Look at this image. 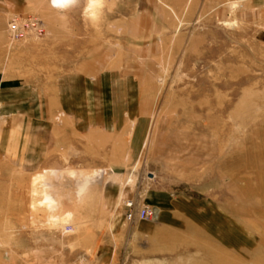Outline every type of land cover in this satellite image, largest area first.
Wrapping results in <instances>:
<instances>
[{"label": "rangeland", "instance_id": "obj_1", "mask_svg": "<svg viewBox=\"0 0 264 264\" xmlns=\"http://www.w3.org/2000/svg\"><path fill=\"white\" fill-rule=\"evenodd\" d=\"M0 264H264V0H0Z\"/></svg>", "mask_w": 264, "mask_h": 264}, {"label": "built area", "instance_id": "obj_2", "mask_svg": "<svg viewBox=\"0 0 264 264\" xmlns=\"http://www.w3.org/2000/svg\"><path fill=\"white\" fill-rule=\"evenodd\" d=\"M25 24L28 25V22L26 21ZM18 28H19V25H18L16 18L9 21L8 29L10 31L18 34V30H19ZM127 206H128V209L126 211V217L130 220L134 219L135 217L155 219L158 216L159 211L155 205H143L139 207L138 209H134L132 207V202L128 201Z\"/></svg>", "mask_w": 264, "mask_h": 264}]
</instances>
